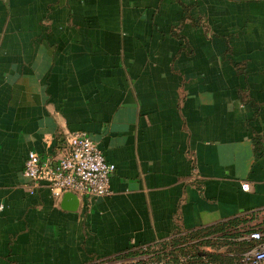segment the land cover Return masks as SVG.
I'll use <instances>...</instances> for the list:
<instances>
[{
  "label": "crops",
  "instance_id": "crops-1",
  "mask_svg": "<svg viewBox=\"0 0 264 264\" xmlns=\"http://www.w3.org/2000/svg\"><path fill=\"white\" fill-rule=\"evenodd\" d=\"M75 131L115 172L68 212L23 168ZM235 219L264 230V0H0V264H126Z\"/></svg>",
  "mask_w": 264,
  "mask_h": 264
},
{
  "label": "built area",
  "instance_id": "built-area-1",
  "mask_svg": "<svg viewBox=\"0 0 264 264\" xmlns=\"http://www.w3.org/2000/svg\"><path fill=\"white\" fill-rule=\"evenodd\" d=\"M202 1V0H195ZM115 165L106 161L97 144L83 131L66 132L55 155H39L28 152L23 168V177L33 188L46 187L56 200L64 193H72L79 203L111 194L110 178ZM248 190V184L241 186ZM263 235L254 232L248 239L261 241ZM244 264H264V242L247 253Z\"/></svg>",
  "mask_w": 264,
  "mask_h": 264
},
{
  "label": "trees",
  "instance_id": "trees-1",
  "mask_svg": "<svg viewBox=\"0 0 264 264\" xmlns=\"http://www.w3.org/2000/svg\"><path fill=\"white\" fill-rule=\"evenodd\" d=\"M246 222L235 219L199 231L177 233L167 241L130 251L116 259L132 260L126 264H244L245 255L264 242V230H244ZM254 232L263 235L261 241L248 239V236ZM201 233L206 236L203 237L202 242H196L194 245L196 247L201 245L206 251L196 249L187 251L180 242V239L185 237L177 236L185 234L193 238ZM216 241H220L219 246ZM214 247L216 250H212ZM218 248L225 250H217Z\"/></svg>",
  "mask_w": 264,
  "mask_h": 264
},
{
  "label": "rangeland",
  "instance_id": "rangeland-1",
  "mask_svg": "<svg viewBox=\"0 0 264 264\" xmlns=\"http://www.w3.org/2000/svg\"><path fill=\"white\" fill-rule=\"evenodd\" d=\"M177 236L178 237L179 236L185 237V238L180 239V242H181V245L183 247H186V250L187 251L188 250L194 251L195 249L197 251H206L204 249V247H202L201 245H199L197 247H196V245H194L196 242H202V240L204 239L203 237L206 236V234L201 233V235H199L200 237L199 236H194L193 238L192 237L185 236V234L184 235L183 234H180V235H177ZM216 242L219 243L218 244V246H219L220 245V241H216ZM192 247H194V248H192ZM212 250H216L215 247ZM217 250H221V249L218 248ZM223 250H225V249H223ZM142 257L145 258L144 256H142Z\"/></svg>",
  "mask_w": 264,
  "mask_h": 264
},
{
  "label": "water",
  "instance_id": "water-1",
  "mask_svg": "<svg viewBox=\"0 0 264 264\" xmlns=\"http://www.w3.org/2000/svg\"><path fill=\"white\" fill-rule=\"evenodd\" d=\"M79 198L72 193H64L61 198V209L68 212H76L79 208Z\"/></svg>",
  "mask_w": 264,
  "mask_h": 264
}]
</instances>
